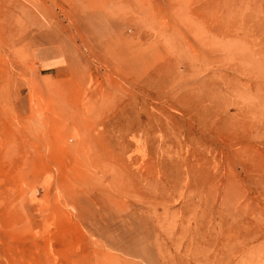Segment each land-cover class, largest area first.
<instances>
[{"label": "rangeland", "instance_id": "obj_1", "mask_svg": "<svg viewBox=\"0 0 264 264\" xmlns=\"http://www.w3.org/2000/svg\"><path fill=\"white\" fill-rule=\"evenodd\" d=\"M0 264H264V0H0Z\"/></svg>", "mask_w": 264, "mask_h": 264}, {"label": "crops", "instance_id": "obj_2", "mask_svg": "<svg viewBox=\"0 0 264 264\" xmlns=\"http://www.w3.org/2000/svg\"><path fill=\"white\" fill-rule=\"evenodd\" d=\"M56 58H58V57H56V56L53 55V56H51V59H53V60L45 62V64L47 66L51 65V66L47 67L48 69H52L53 68L52 67L53 66L52 64L58 65V63H59V65H60V62H62V61L60 59L58 60Z\"/></svg>", "mask_w": 264, "mask_h": 264}]
</instances>
